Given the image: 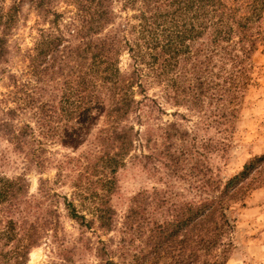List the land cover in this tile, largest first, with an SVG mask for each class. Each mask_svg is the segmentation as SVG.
<instances>
[{
  "label": "trees",
  "instance_id": "16d2710c",
  "mask_svg": "<svg viewBox=\"0 0 264 264\" xmlns=\"http://www.w3.org/2000/svg\"><path fill=\"white\" fill-rule=\"evenodd\" d=\"M25 3L42 25L26 57L36 80L19 84L10 75L5 101L14 106L0 109V136L44 168L48 144L75 142L91 123L103 122L89 152L58 166L84 169L85 181L64 197L71 220L104 233L115 230L110 203L117 175L129 159L147 158L161 101L187 107L216 130L214 150L226 151L254 86L264 0H0V67L9 61ZM61 3L73 10L59 11ZM160 129L165 156L177 159L176 142L188 131L175 123ZM263 174L261 155L227 181L211 179L205 192L211 194L199 201L140 192L121 232L144 245L131 250L122 239L116 251L104 248L99 257L104 264H227L234 247L229 204ZM56 196L45 180L40 195H33L25 177L0 174V264H28L35 247L58 236L59 210L46 205Z\"/></svg>",
  "mask_w": 264,
  "mask_h": 264
},
{
  "label": "rangeland",
  "instance_id": "374dc122",
  "mask_svg": "<svg viewBox=\"0 0 264 264\" xmlns=\"http://www.w3.org/2000/svg\"><path fill=\"white\" fill-rule=\"evenodd\" d=\"M58 8L59 11L73 10L64 3ZM20 17V25L10 39L9 61L0 67V109L14 106L13 101H5V96L12 91L9 88L10 75H15L19 84L36 80L26 57L34 48L42 25L28 3L23 5ZM254 61V86L246 97L233 137L226 141L228 147L225 152L214 150V145L219 141L215 129L203 125L197 115L187 111V107L161 101L164 111L156 113L158 119L151 121L154 131L149 148L145 149L147 158L129 159L126 167L117 175L118 186L110 203L116 212V227L111 233L87 229L68 217L64 197H71L75 183L85 181V175L80 176L84 169H74V165L58 169L66 157L75 158L91 150V143L102 127L101 120L91 123L75 142L48 144L43 154L48 159L44 168L31 163L26 155L17 152L12 144L0 136V174L9 178L25 177L33 195H40L41 181L45 180L52 193L58 195L46 203L59 210L61 224L58 236L52 233L35 247L28 264H104L99 253L104 254V248L108 253L116 251L122 239L131 250L136 249L132 247L143 246L139 240L133 242L131 235L121 232L137 194L148 191L153 197L156 191L161 195L171 192L168 196L173 195L174 201H199L211 194H205L211 188V179L219 177L227 181L239 174L250 159L264 155V45ZM127 64L128 58L124 57L122 65L125 67ZM154 91L157 90L153 89L150 94ZM170 123L189 133L186 140L176 142L174 149L177 150V159L165 156V137L159 136L164 132L160 127L166 128ZM227 214L234 225L231 236L234 247L227 264H264V174L257 186L229 204ZM107 256L120 261L114 255H106L103 259ZM130 261L128 259L127 262Z\"/></svg>",
  "mask_w": 264,
  "mask_h": 264
}]
</instances>
